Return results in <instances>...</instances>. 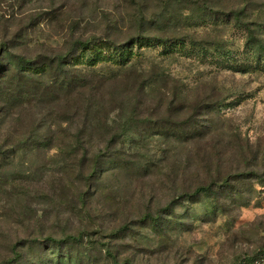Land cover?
Wrapping results in <instances>:
<instances>
[{"label":"rangeland","instance_id":"1","mask_svg":"<svg viewBox=\"0 0 264 264\" xmlns=\"http://www.w3.org/2000/svg\"><path fill=\"white\" fill-rule=\"evenodd\" d=\"M138 33L154 40L124 58L143 78L119 75L105 45L94 66L73 62L105 76L94 97L108 126L123 131L134 117L116 143L99 136L110 129L96 120L77 146L67 95L46 98L49 115L35 120L26 96L0 93V264H259L264 67L252 51L264 48V0H0V46L17 55ZM145 79L154 83L146 92ZM17 121L22 132L40 124L51 143L8 132ZM214 180L223 182L216 195L186 196Z\"/></svg>","mask_w":264,"mask_h":264},{"label":"trees","instance_id":"2","mask_svg":"<svg viewBox=\"0 0 264 264\" xmlns=\"http://www.w3.org/2000/svg\"><path fill=\"white\" fill-rule=\"evenodd\" d=\"M153 40L154 37L142 33L131 36L122 42L104 37L86 39L83 37H75L72 41L67 42V46L63 50L52 52L38 59L17 55L10 50V46L7 43H3L0 46V93H6L10 90L13 93V97L26 96L28 98L27 103H30V105L27 108H23L25 111L27 109L32 110V107L39 108L37 112V115H39L35 120H44L49 115L45 108L46 98L52 97L53 100H56V104H61L63 99L61 97L67 95V100L73 101L72 105H69L71 111L67 113L70 114L71 124L77 123V125H70L66 130L69 134L68 137L73 139L78 144L77 146H79L83 139L90 135L86 131L90 124H93L96 120V123H94L95 127L101 128L104 125L108 126V124L104 122V115L100 117L101 104L94 97L101 91L105 76L96 74L94 71L84 72L78 69V67L73 65L74 60L76 58H82L86 60V64L94 66L95 62L99 60L97 53L99 52L100 46L105 45L107 49L113 52L112 55H109L111 57L109 60L112 63H117L122 66L121 68L125 71L120 72L119 75H133L143 78L144 74L139 73V68L135 64L128 65L127 59L124 58V51L134 43L141 44L142 41L151 42ZM178 42H182V39H178ZM162 43L167 44L166 41H162ZM216 54L226 58L231 55L230 52L224 51H216ZM252 56L256 57L255 66L264 67V63H261V60L264 61V48H260L258 53L252 51ZM139 83V89L144 92L151 90L154 85L151 79L141 80ZM15 92L17 93L15 94ZM56 106L58 107L59 105ZM31 115L34 116L35 113H31ZM2 117L4 118L5 115H1ZM129 117L127 119L128 121L134 118L133 116ZM26 118L27 116L24 117L21 114L20 117H17L22 126H25ZM128 121L122 126L123 131L117 132L114 127H110L109 125V135L99 133V136L101 138H107L111 143H116L121 137L129 133ZM17 125H19L18 121L16 126L8 130V132L20 136L27 134L25 140H33V143H36L39 147L42 145L47 146L52 141L51 133L42 132L40 124L36 126L35 123L31 127L25 128L24 132L19 131ZM102 151L95 155V161L91 162L90 175L99 166L97 157L101 155ZM6 152L7 149H4L0 145V154ZM84 153L86 155L89 154L90 149L85 148ZM222 184L223 182L214 180L208 184L197 186L193 192L186 193V196L190 200H196L201 194L216 195L218 189L222 187ZM150 222L153 225H158V219L155 217H152ZM47 240L55 242V245L61 248V241L54 240L53 238ZM256 260H259L257 262L260 264L264 260V254L254 259V262Z\"/></svg>","mask_w":264,"mask_h":264},{"label":"built area","instance_id":"3","mask_svg":"<svg viewBox=\"0 0 264 264\" xmlns=\"http://www.w3.org/2000/svg\"><path fill=\"white\" fill-rule=\"evenodd\" d=\"M260 264H264V260H262V261L260 262Z\"/></svg>","mask_w":264,"mask_h":264}]
</instances>
